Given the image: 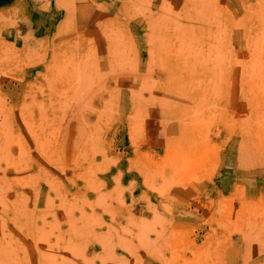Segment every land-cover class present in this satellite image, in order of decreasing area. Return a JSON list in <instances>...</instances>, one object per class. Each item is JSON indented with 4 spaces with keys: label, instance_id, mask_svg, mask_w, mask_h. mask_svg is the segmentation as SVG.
<instances>
[{
    "label": "rangeland",
    "instance_id": "374dc122",
    "mask_svg": "<svg viewBox=\"0 0 264 264\" xmlns=\"http://www.w3.org/2000/svg\"><path fill=\"white\" fill-rule=\"evenodd\" d=\"M26 1L0 0V264H264V0Z\"/></svg>",
    "mask_w": 264,
    "mask_h": 264
},
{
    "label": "crops",
    "instance_id": "0c3cea01",
    "mask_svg": "<svg viewBox=\"0 0 264 264\" xmlns=\"http://www.w3.org/2000/svg\"><path fill=\"white\" fill-rule=\"evenodd\" d=\"M24 1L27 3L26 0ZM26 13L29 25L34 26V28L36 26L34 31L42 37L49 34L51 29L63 21L62 17H60V12L57 10L42 11L41 8H33L28 4Z\"/></svg>",
    "mask_w": 264,
    "mask_h": 264
}]
</instances>
